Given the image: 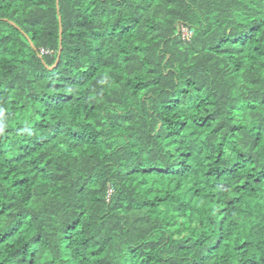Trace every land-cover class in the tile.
Instances as JSON below:
<instances>
[{
    "label": "trees",
    "instance_id": "1",
    "mask_svg": "<svg viewBox=\"0 0 264 264\" xmlns=\"http://www.w3.org/2000/svg\"><path fill=\"white\" fill-rule=\"evenodd\" d=\"M0 264H264V0H0Z\"/></svg>",
    "mask_w": 264,
    "mask_h": 264
},
{
    "label": "rangeland",
    "instance_id": "2",
    "mask_svg": "<svg viewBox=\"0 0 264 264\" xmlns=\"http://www.w3.org/2000/svg\"><path fill=\"white\" fill-rule=\"evenodd\" d=\"M183 31H184V34L186 35V37L190 36L191 33L187 29H183Z\"/></svg>",
    "mask_w": 264,
    "mask_h": 264
}]
</instances>
